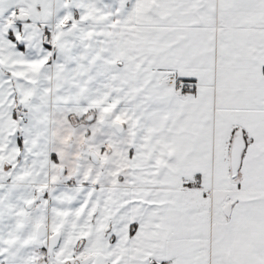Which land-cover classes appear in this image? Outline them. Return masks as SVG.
I'll use <instances>...</instances> for the list:
<instances>
[{"label": "snow or ice", "instance_id": "obj_1", "mask_svg": "<svg viewBox=\"0 0 264 264\" xmlns=\"http://www.w3.org/2000/svg\"><path fill=\"white\" fill-rule=\"evenodd\" d=\"M0 264H264V0H0Z\"/></svg>", "mask_w": 264, "mask_h": 264}]
</instances>
